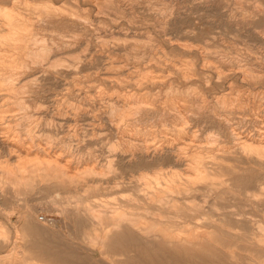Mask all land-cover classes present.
<instances>
[{
    "label": "rangeland",
    "instance_id": "374dc122",
    "mask_svg": "<svg viewBox=\"0 0 264 264\" xmlns=\"http://www.w3.org/2000/svg\"><path fill=\"white\" fill-rule=\"evenodd\" d=\"M263 119L264 0H0V264H264Z\"/></svg>",
    "mask_w": 264,
    "mask_h": 264
},
{
    "label": "bare ground",
    "instance_id": "6f19581e",
    "mask_svg": "<svg viewBox=\"0 0 264 264\" xmlns=\"http://www.w3.org/2000/svg\"><path fill=\"white\" fill-rule=\"evenodd\" d=\"M24 2V1H23ZM16 3V2H15ZM17 5V4H16ZM14 7V6H13ZM18 7H19V4H18ZM11 8H12V6H11ZM17 8V7H16ZM13 11V10H12ZM2 13H4V12H2ZM1 13V14H2ZM11 14H12V12H11ZM11 14L10 13H7V12H5V16L6 17H9V16H11ZM16 14H18V13H16ZM37 14V13H36ZM2 18V17H1ZM18 18V17H17ZM11 20V19H10ZM87 21V20H86ZM16 22V21H15ZM10 25V24H9ZM12 25V24H11ZM10 25V26H11ZM44 65V64H43ZM36 72V71H35ZM34 76V75H33ZM36 77V76H35ZM38 77V76H37ZM10 78V77H9ZM26 78V77H25ZM30 78H32V77H30ZM29 78V79H30ZM34 79V78H33ZM36 80V79H35ZM21 81V80H20ZM23 101V100H22ZM253 103V102H252ZM23 104V103H22ZM120 105V104H119ZM253 105V104H252ZM256 106V105H255ZM176 107H178L177 105H176ZM175 108V107H174ZM180 111V110H179ZM251 111H254V109L252 108L251 109ZM262 120V119H261ZM264 120V119H263ZM185 121V120H184ZM183 121V122H184ZM264 122V121H263ZM260 123V122H259ZM261 124V123H260ZM258 125V124H257ZM184 126V125H183ZM229 127H230V137L232 138V140H234L235 142V144H236V146L237 147H239V148H241V149H245V151L246 150H259V149H264V123H262V126L261 127H259L258 129H257V127L256 128H254L253 129V134H250V132H249V134L248 133H245L246 132V130H244L243 128V126H241L240 124H237V125H229ZM177 128V127H176ZM29 131V130H28ZM149 131V130H148ZM150 132V131H149ZM139 136V135H138ZM38 138V137H37ZM230 138V139H231ZM211 139V138H210ZM263 139V140H262ZM139 147V146H138ZM183 147V146H182ZM59 148V147H58ZM232 148V147H231ZM139 149V148H138ZM142 149V148H141ZM140 150V149H139ZM22 151V150H21ZM42 152H43V150H42ZM20 153V152H19ZM237 154H240V153H237ZM46 156H47V154H46ZM246 156V155H245ZM25 160V159H24ZM46 160V159H45ZM49 162V161H48ZM47 161H46V163H48ZM33 163V162H32ZM37 163V162H36ZM53 163V162H52ZM42 164V163H41ZM49 164V163H48ZM80 164V163H79ZM40 165V164H39ZM97 165V164H96ZM80 166V165H79ZM46 166H44V168H45ZM96 167V166H95ZM90 169V168H89ZM88 169V171H90ZM81 171H83V170H81ZM86 171H87V169H86ZM83 173V172H82ZM82 173H80V174H82ZM74 174H76L75 172H74ZM73 175V174H72ZM71 176V175H70ZM27 218L28 219H31L32 218V216L31 215H27ZM28 224V223H27ZM29 225V224H28ZM28 227V226H27ZM33 257V256H32ZM28 264H32V262L31 263H28Z\"/></svg>",
    "mask_w": 264,
    "mask_h": 264
}]
</instances>
